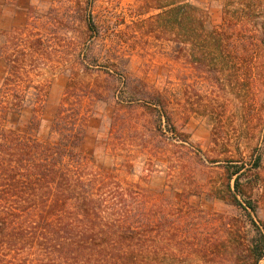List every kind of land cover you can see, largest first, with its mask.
<instances>
[{"label": "rangeland", "instance_id": "rangeland-1", "mask_svg": "<svg viewBox=\"0 0 264 264\" xmlns=\"http://www.w3.org/2000/svg\"><path fill=\"white\" fill-rule=\"evenodd\" d=\"M27 37L42 38L15 78L30 102L6 125L55 143L59 109H78L77 194L89 190L104 216L131 213L134 227L149 222L139 211L162 217L163 244L194 245L162 264H253L227 168L247 165L242 188L264 223V0H0V96L7 56Z\"/></svg>", "mask_w": 264, "mask_h": 264}, {"label": "trees", "instance_id": "trees-1", "mask_svg": "<svg viewBox=\"0 0 264 264\" xmlns=\"http://www.w3.org/2000/svg\"><path fill=\"white\" fill-rule=\"evenodd\" d=\"M177 9L185 10L186 6ZM89 28L94 34L98 32L91 18ZM41 44V37H27L15 54L7 56L9 74L4 88L10 92L0 96V264H162L163 253L181 246L192 252L195 247L189 243L174 239L162 243L166 232L162 217L152 222L147 211H139L133 215L144 216L149 222L134 227L126 221L131 213L109 211L104 216L89 190L76 193L87 185L86 168L78 152L86 131L78 109L69 110L64 104L59 109L55 123L59 138L55 143L42 142L6 125L14 120L13 111L30 102L27 95L17 92L21 81L15 78L27 68L23 60L33 56ZM162 115L171 121L163 104ZM261 165L260 153L252 167ZM232 166L227 168V200L240 206L251 221L254 234L249 239V252L253 264H259L264 261V223L255 221L258 203L242 188L249 168L245 163ZM87 180L93 183L94 179ZM99 219L105 220V225H98Z\"/></svg>", "mask_w": 264, "mask_h": 264}]
</instances>
